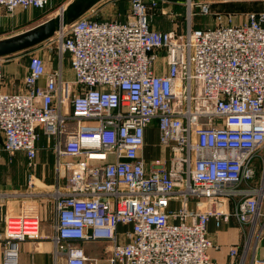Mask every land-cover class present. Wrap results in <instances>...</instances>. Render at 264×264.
Segmentation results:
<instances>
[{
    "label": "built area",
    "instance_id": "built-area-1",
    "mask_svg": "<svg viewBox=\"0 0 264 264\" xmlns=\"http://www.w3.org/2000/svg\"><path fill=\"white\" fill-rule=\"evenodd\" d=\"M175 1L130 0L125 20H99L93 9L48 41L58 44L56 70L26 52L19 93L4 90L7 58H0V159L23 153L32 188L39 142L47 140L58 182L29 196L53 199L54 256L65 264H215L209 221L234 216L247 227L264 215V174L258 184L256 170L264 149V11L238 22L213 14L215 0H184L185 31L156 29L150 8L170 14L165 6ZM49 2L0 0V7L14 15ZM197 14L215 16L216 25L194 27ZM154 122L166 155L147 162ZM18 196L0 187V264H20L21 244L42 238L35 206L5 212V200ZM231 201L234 211H221ZM120 226L130 227L126 241ZM99 240L112 243L107 258L88 259L74 244Z\"/></svg>",
    "mask_w": 264,
    "mask_h": 264
},
{
    "label": "crops",
    "instance_id": "crops-1",
    "mask_svg": "<svg viewBox=\"0 0 264 264\" xmlns=\"http://www.w3.org/2000/svg\"><path fill=\"white\" fill-rule=\"evenodd\" d=\"M175 3H177V0ZM34 11H39V9H34L32 12ZM29 13L30 12H17L14 15H8V13H6V11L0 7V36H5V34H8L6 37H9L28 29L29 25L33 22V20H35L34 16H30ZM6 37H0V39ZM43 45L35 48L34 51L40 55L44 54L42 50H36L41 48ZM14 56H16V58H13ZM14 56L7 58L8 60L4 66L5 79L8 82H13L15 80L18 84H20L16 86V91H8V89L12 90L9 87H7L8 89L5 88L4 90L7 92L19 93L20 91H23V79L27 74L30 60L29 58H25L27 57L26 53L17 54ZM22 60H27V67L23 66ZM65 78L67 80L72 78V75L68 70L65 71ZM46 143H42V141L39 142V153L36 161L38 166L37 175L39 179L40 177L47 179V182L49 181L53 187L56 185L58 180L55 172V164L50 165L47 163V159L52 157V153L48 151ZM154 145L156 146L154 149L150 147ZM1 155L3 157H7V154L5 153H2ZM23 155V153L17 154L13 159ZM165 155L166 152L164 154V151H162L159 146L157 128L152 127L148 129L146 131V145L143 150L144 158L147 160V162H149L160 159ZM51 166H53V177H51L49 174ZM260 181L261 180H257V183L259 184ZM236 203V201L223 202L220 204L221 211L225 213L234 211ZM262 213L264 214V210ZM56 221L57 218L56 214L54 213L48 222L41 224V240H28L21 244L20 264H65L64 258L56 259L54 256L55 246L53 243V237L55 235ZM129 231V226L119 227L118 232L120 233L119 236L121 241H126L125 234ZM207 232L208 238L214 243V246L216 247L210 251V257L215 262V264H256V262H262V264H264V215L258 219L255 226L247 225V227H244L234 216H232L227 222L212 218L208 223ZM74 244L84 249L88 259L107 258L111 254L112 250V243L107 240H99L94 242L75 241ZM233 248H236L238 251L236 256H232L231 254V250ZM88 264L90 263L88 262Z\"/></svg>",
    "mask_w": 264,
    "mask_h": 264
},
{
    "label": "rangeland",
    "instance_id": "rangeland-1",
    "mask_svg": "<svg viewBox=\"0 0 264 264\" xmlns=\"http://www.w3.org/2000/svg\"><path fill=\"white\" fill-rule=\"evenodd\" d=\"M71 0H50L49 5L43 9H39V11H34V9L29 11H18V12H30V16H34L35 20L29 25V28H32L45 20L55 16L58 12L65 7ZM180 2V1H179ZM170 3L167 7L165 6L166 10H170V14L168 12L162 13L161 8L158 10L150 8L149 14L152 15L153 18V25L156 29H172V28H179L182 25V22L185 23L186 18L188 16L189 6L183 0L180 3ZM211 9L213 14L214 13H228L233 14L238 22L241 19L245 18V15L248 12H257V11H264V1L263 0H256V1H238V0H215L213 1ZM95 17L99 20H122L127 17L128 13L130 12V0H106L99 4L94 11ZM17 13V12H16ZM15 13V14H16ZM91 13V14H93ZM11 15V14H8ZM38 15V16H37ZM194 27L197 28H210L216 25L215 16L213 15H200L197 14L193 19ZM27 30V29H26ZM25 31V30H23ZM179 31H185V27H180ZM0 36V37H6ZM54 43L48 42L44 43L41 48L36 50H42L44 54L42 56L46 59L47 65L50 70H56L59 65V58L58 52L55 48H58V44L56 41ZM53 46V49H51ZM55 47V48H54ZM31 52V51H30ZM33 54H38L36 51H32ZM13 58H16L14 56ZM28 58V57H25ZM8 59H6L7 62ZM23 66L27 67V60H22ZM6 64V63H5ZM64 65L66 70L69 69V58L66 57L64 61ZM68 67V69H67ZM69 71V70H68ZM4 74V83L5 88L9 87L12 90L8 91H16L19 84L14 80L13 82H8L5 79V71ZM153 127H157V122L153 123ZM46 143V139L42 138L40 142ZM47 144V143H46ZM154 149V146H150ZM51 152L50 150H48ZM52 153V152H51ZM3 157L0 159V187L4 190L9 192L10 194H18L17 198H9L5 200V212H15L18 213L22 210V208L35 206V210H38L40 213L41 223L48 222L50 218L55 213V208L53 204V199L49 196H41V197H30L29 195H36L39 192L45 193V191H50L53 188L51 183L45 178L38 177L36 180V185L32 188L27 186V170H26V158L25 156L17 157ZM55 162V157L52 154V157L47 159V163L53 165ZM258 169V178L257 180H261L264 174V149L259 153V158L256 165ZM53 166H51V170L49 172L50 176L53 177ZM56 176V175H54ZM38 207V208H37ZM50 214V216H49Z\"/></svg>",
    "mask_w": 264,
    "mask_h": 264
},
{
    "label": "water",
    "instance_id": "water-1",
    "mask_svg": "<svg viewBox=\"0 0 264 264\" xmlns=\"http://www.w3.org/2000/svg\"><path fill=\"white\" fill-rule=\"evenodd\" d=\"M104 1L106 0H71L57 15L23 32L0 39V58H8L34 50Z\"/></svg>",
    "mask_w": 264,
    "mask_h": 264
},
{
    "label": "trees",
    "instance_id": "trees-1",
    "mask_svg": "<svg viewBox=\"0 0 264 264\" xmlns=\"http://www.w3.org/2000/svg\"><path fill=\"white\" fill-rule=\"evenodd\" d=\"M178 1H182V0H178Z\"/></svg>",
    "mask_w": 264,
    "mask_h": 264
}]
</instances>
